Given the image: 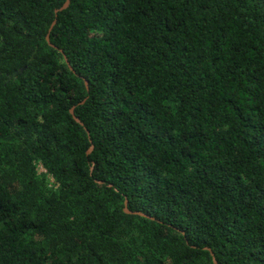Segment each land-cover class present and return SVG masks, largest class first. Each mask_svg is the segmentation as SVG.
<instances>
[{"label": "trees", "instance_id": "16d2710c", "mask_svg": "<svg viewBox=\"0 0 264 264\" xmlns=\"http://www.w3.org/2000/svg\"><path fill=\"white\" fill-rule=\"evenodd\" d=\"M65 1L0 0V264H264V0Z\"/></svg>", "mask_w": 264, "mask_h": 264}, {"label": "water", "instance_id": "95a60500", "mask_svg": "<svg viewBox=\"0 0 264 264\" xmlns=\"http://www.w3.org/2000/svg\"><path fill=\"white\" fill-rule=\"evenodd\" d=\"M68 5H69V0H66L65 2H64V4L59 8V9H57V10H55V15H57V13L58 12H60V11H62V10H64V9H66L67 7H68ZM54 23L55 22H53L52 23V25H51V27L54 25ZM47 40H48V37H47ZM69 112H70V114L72 115V117H73V119L75 120V122H77V123H79L80 125H81V122L79 121V119L74 115V108H71L70 110H69ZM92 150V147L90 148V151ZM124 211H125V213H127V214H136V215H140V216H144L143 214H141V213H131L130 211H128L127 209H124ZM213 263L214 264H217L216 263V261L213 259Z\"/></svg>", "mask_w": 264, "mask_h": 264}]
</instances>
